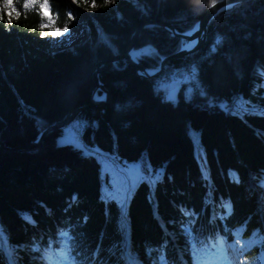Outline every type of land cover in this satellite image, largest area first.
Wrapping results in <instances>:
<instances>
[{"label": "trees", "instance_id": "obj_1", "mask_svg": "<svg viewBox=\"0 0 264 264\" xmlns=\"http://www.w3.org/2000/svg\"><path fill=\"white\" fill-rule=\"evenodd\" d=\"M215 1L73 0L82 10L70 0H47L46 16L43 0L28 9L15 0L21 15L11 26L0 23V232L19 264H126L121 183L99 153L132 181L127 220L137 264H178L180 255L189 261L198 230L225 229L231 242L237 232L245 262L264 250L256 189L248 183L259 185L264 175V90L255 75L264 68V0L220 12L196 51L166 62L162 79L182 75L185 60L195 64L199 86L192 82L187 100L164 102L154 88L158 76L108 61L132 38L134 46L151 43L172 55L184 40L157 23L187 31ZM74 20L84 22L86 37L53 49L46 33L74 30ZM157 63L155 55L140 60L143 67ZM95 72L107 98L72 120L83 124L80 137L68 132L80 148L58 147L56 129L22 148L91 103ZM235 97L257 111L232 109ZM227 200L231 211L224 215Z\"/></svg>", "mask_w": 264, "mask_h": 264}, {"label": "rangeland", "instance_id": "obj_2", "mask_svg": "<svg viewBox=\"0 0 264 264\" xmlns=\"http://www.w3.org/2000/svg\"><path fill=\"white\" fill-rule=\"evenodd\" d=\"M70 3H71L72 8L75 7V8H78V9L80 8L82 10H85V9L81 8L80 6H77L73 2V0H70ZM43 11L45 13H47L48 12V7L43 8ZM74 22H75L74 24L76 26V28L74 30L72 28L65 27V28L54 29L52 31L50 30V31H48L46 33V36L48 38L47 40L50 42V44H51L53 49H56V48H59V47H62V46H71V45H73L75 43L81 42L86 37V32L87 31H86V27H85L84 22L83 21H76V20H74ZM167 30L170 32L169 29H167ZM57 31H58V35L55 36V37L52 36V33L53 32H57ZM183 65H188L189 66L186 70H184V72L187 71L189 73V75H190L191 68L192 67H196L194 63L190 62V60H185ZM255 75L259 78V82L258 83H259V85H261V87L264 90V68L258 67V70H255ZM183 79H184V76L183 75H179V74H176L175 76H172V77H170L168 79H162L159 76L155 77L154 78V80H155V84H154L155 91L159 87V84L157 83L158 81L163 82V83H165V84H167L169 86H172L174 84V81H183ZM197 79H198V75H197ZM197 79L196 80H190L187 83L176 84L175 86L177 88V91L175 93V100L171 101V102L175 103L180 98L185 99V100L189 99L191 97L192 93H193V89H192L193 84H192V82H194V81L197 82ZM196 85H199V79H198V82H197ZM189 88L192 89V91L190 93L188 92ZM159 92H160L161 98L163 100H165L166 96H167V90L165 89V90H161ZM68 135H70V134H66V135H64L62 137H66ZM256 187H260L261 188L257 192H258V195L260 196V198H264V184L257 185ZM259 201H261V202L263 201V204H264V200L263 199H260ZM263 218H264V216H263ZM239 248H241V246H239ZM221 255H223V254L219 252L217 254L216 258H218ZM231 264H236V263L234 261H231ZM251 264H264V255L260 254L258 256L256 262L251 263Z\"/></svg>", "mask_w": 264, "mask_h": 264}, {"label": "water", "instance_id": "obj_3", "mask_svg": "<svg viewBox=\"0 0 264 264\" xmlns=\"http://www.w3.org/2000/svg\"><path fill=\"white\" fill-rule=\"evenodd\" d=\"M243 1H245V0H218V1L214 2L209 7H207L203 11V13L200 15V17H199L197 23L195 24L193 30L191 32H189V33H191V35H188V33H186V34L185 33H178L174 28H172L169 24H167L165 22L157 23L159 26H163V27L169 29L170 33L174 36H181L182 38H185L188 40H195V44H194V47H192V49L180 50V51H178V52H176L170 56L165 57L166 59L161 61V67L168 60L177 58L178 56L184 54L185 52L197 50L202 45L205 30H206V27H207L208 23L210 22V20L216 14L223 11L224 9H226L232 5L240 4ZM133 43H134V38L131 39V42H130L128 48L126 49V51H124L121 54H117V55L113 56L108 61L120 60V59L127 58L128 57V50L133 46ZM102 63L103 62H99L97 67H99ZM136 67H140V64H136ZM94 81H95V88H97L100 91H104L105 97H107V92L105 91L104 87L100 84V82L98 80L97 72H95V74H94ZM96 103H104V101L101 99H95V97L91 98V103L89 105L85 106L84 108L75 109L74 111L68 113L61 121H58V122L52 124L47 129L42 131L41 136L51 129L59 128L61 125L69 122L75 115H77L80 111H82V109L90 108ZM36 143H37L36 140L31 141L30 143L22 146V148L34 147L36 145Z\"/></svg>", "mask_w": 264, "mask_h": 264}, {"label": "snow or ice", "instance_id": "obj_4", "mask_svg": "<svg viewBox=\"0 0 264 264\" xmlns=\"http://www.w3.org/2000/svg\"><path fill=\"white\" fill-rule=\"evenodd\" d=\"M79 2V0H78ZM36 3V0H24L23 2V7L24 9H28L32 4ZM40 7L46 8L47 7V0H43V2L40 4ZM2 9L7 11V18H5L3 11H0V23H4L6 22V26H11L13 24V17H19L21 15V13L18 11L17 7H16V3L15 0H4V3L2 5ZM11 10V15H9V11ZM58 35V31L57 32H53L52 36H57ZM188 35H191V33H188ZM217 43H219V41H217ZM192 47H194V44H189L186 46L187 49H191ZM183 50V49H182ZM134 61L136 60L135 57H133ZM163 59L166 58H162ZM138 62V61H136ZM160 71V68H157L155 70H149V71H144V72H140L139 75L141 76H156L157 73ZM182 75L184 76L183 81H174V84L172 86H169L163 82L158 81L157 83L159 84V87L156 89L157 92L161 91V90H167V96L164 102H171L175 100V93L177 91L176 88V84H180V83H187L190 80H196L197 79V75H198V71L196 67H192L190 70V75L189 73L186 71L184 73H182ZM199 86V85H198ZM192 91L191 88L188 89V92L190 93ZM203 94V93H202ZM107 97H105L106 99ZM96 99H99V97H96ZM74 127L80 128L83 127V125L81 123H77L74 125ZM67 144H72V145H76L77 148H80V143L77 141L75 136L72 135H68L63 139H60L57 141V146L58 147H63L64 145ZM106 159L108 158L107 156L105 157ZM114 159V158H113ZM73 202H75L76 197L72 198ZM71 207V205L69 206ZM32 226L34 227H38V223L35 220H31L28 221ZM84 222H87V217H84ZM59 234L61 236H68L69 233L65 232L63 230H59ZM40 249L37 247L36 251H39Z\"/></svg>", "mask_w": 264, "mask_h": 264}, {"label": "bare ground", "instance_id": "obj_5", "mask_svg": "<svg viewBox=\"0 0 264 264\" xmlns=\"http://www.w3.org/2000/svg\"><path fill=\"white\" fill-rule=\"evenodd\" d=\"M195 40H187L186 43L184 44V49H187L186 46L189 44H194ZM258 70V67L256 68Z\"/></svg>", "mask_w": 264, "mask_h": 264}]
</instances>
